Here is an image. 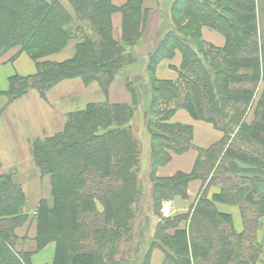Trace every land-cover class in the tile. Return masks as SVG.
<instances>
[{
	"label": "trees",
	"instance_id": "trees-1",
	"mask_svg": "<svg viewBox=\"0 0 264 264\" xmlns=\"http://www.w3.org/2000/svg\"><path fill=\"white\" fill-rule=\"evenodd\" d=\"M65 1L68 7L61 0H0V53L22 47L38 69L32 77L9 80L4 95L11 100L30 88L45 96L75 78L96 82L107 94L112 82L137 61L129 48L143 39L144 0H130L121 9L123 43L113 39L111 19L118 9L112 0ZM171 13L173 31L149 57L150 195L139 175L141 147L130 124L140 93L127 80L131 104L89 105L68 116L62 133L33 145L40 175L50 178L51 197L41 201L30 221L37 230L32 253L17 250V230L29 220L25 195L12 177L0 178V264L32 263L34 254L51 243L56 244L53 264H127L121 258L123 246L136 243L137 252L144 251L140 247L151 225L155 233L142 264H148L156 249L165 254L164 264L259 263L257 232L264 198L255 188L258 177L251 174L264 175V0H175ZM203 27L222 34L225 47H207L201 41ZM71 42H76L71 59L50 60ZM176 51L183 58L179 79L157 81L155 69ZM177 109L212 124L224 138L201 153L191 174L155 182V169L171 158L167 150L181 154L191 147L189 129L167 125ZM193 180L206 188L188 231L178 229L169 236L180 220H164L163 204L185 196ZM212 187L219 191L210 199ZM216 204L240 208L242 233ZM145 206L150 212L145 213Z\"/></svg>",
	"mask_w": 264,
	"mask_h": 264
},
{
	"label": "crops",
	"instance_id": "crops-1",
	"mask_svg": "<svg viewBox=\"0 0 264 264\" xmlns=\"http://www.w3.org/2000/svg\"><path fill=\"white\" fill-rule=\"evenodd\" d=\"M130 0H112L115 8L118 9L112 15L111 24L113 28V39L123 43L124 17L121 11L127 7ZM175 0H144L143 11L145 19L142 23L143 39L129 51L137 56V61L129 66L111 84L109 91L105 94L96 82L86 84L83 79L75 78L58 84L43 100L37 92L31 91L24 98L7 106L5 95L9 90V80L13 77H32L37 74V63L27 53H22L13 60L0 62V176L12 177L14 182L22 188L25 195L27 213H34L42 200L51 197V182L49 177H42L36 167L33 158V145L35 142L52 138L65 129L67 118L70 114L82 112L92 104H131V93L126 89V81L134 82L136 90L140 93V104H142L141 133L148 138L144 142V155L141 158L143 163L142 174L146 179L148 188L152 187L151 166L152 157L151 139L147 130V118L149 107L152 101L151 79L149 74V57L156 52L165 40L166 36L173 31L174 24L171 8ZM201 41L214 49L225 47V37L211 30L209 27L201 29ZM76 42H71L61 53L53 56L50 60L64 62L73 57ZM182 55L175 52L173 59L163 60L155 69V79L159 82H175L179 79ZM139 107L137 108L138 111ZM136 111V112H137ZM136 114V113H135ZM135 115L130 124L135 127ZM254 120V112L247 116V123ZM167 125L181 127L191 131V147L181 153L175 154L170 150V160L158 166L152 180L165 182L174 179L179 175H189L195 169L201 153L211 150L222 142L224 135L212 124L196 120L185 109H177L170 117ZM148 134V135H147ZM137 136V134H135ZM139 140V136H137ZM140 143V141H139ZM141 145V144H140ZM142 150V147H141ZM149 153V156H148ZM244 169L247 166H242ZM258 177L255 188L264 198V175L251 174ZM206 185L201 180L190 181L185 189L186 195H177L172 200L164 202L162 217L164 220H180L179 228L167 232L174 236L178 229L188 231L190 218L196 209L205 191ZM219 189L212 187L209 190L208 198L218 193ZM217 208L233 218L235 229L238 233L244 231L243 219L238 206L227 204H216ZM150 234L155 233V226H150ZM36 225L28 222L17 230L19 239L25 242L19 244L21 250L32 252L36 249ZM152 238L146 239V248L150 246ZM257 242L262 249L258 264H264V217L260 221L257 232ZM25 244V245H24ZM30 246L31 250H28ZM23 248V249H22ZM25 248V249H24ZM33 249V250H32ZM146 251L143 253L145 257ZM56 253V244L51 243L43 250L34 254L32 264H53ZM143 257V258H144ZM165 254L159 250H153L149 257L148 264H164Z\"/></svg>",
	"mask_w": 264,
	"mask_h": 264
},
{
	"label": "rangeland",
	"instance_id": "rangeland-1",
	"mask_svg": "<svg viewBox=\"0 0 264 264\" xmlns=\"http://www.w3.org/2000/svg\"><path fill=\"white\" fill-rule=\"evenodd\" d=\"M61 2L65 5V6H67L68 4L66 3V1L65 0H61ZM68 7V6H67ZM179 24L181 25L182 24V22L180 23L179 22ZM73 43V42H72ZM23 48L22 47H14L13 49H10V50H8V51H5V52H2V53H0V62H5V61H7V60H13L16 56H18L19 54H21V53H24L23 52ZM64 51V50H63ZM48 58H42V59H40V61L41 62H44L45 60H47ZM57 86V85H56ZM55 86V87H56ZM55 87H53L49 92H47V94L44 96V95H42L41 94V92L40 91H38L37 89H35V88H30V89H28L23 95H21V96H19V97H17V98H15V99H13V100H11L8 96H4L5 97V101H6V104H7V106H9L10 104H13L14 102H16V101H18V100H20V99H22V98H24L29 92H31V91H34V92H37L38 93V95L43 99V100H46L47 99V96H48V94L55 88ZM0 97H1V95H0ZM139 109H138V111L136 112V114H135V127L132 129V131H133V133L134 134H137V136H139V141H140V147H142V150H141V158H143L144 157V155H146L145 154V152H144V142L145 141H147L148 140V138L145 136V134L144 133H141V122L140 121H142V110H141V107H142V104H139ZM253 111V110H252ZM252 111H250V112H252ZM248 116V115H247ZM67 122H68V118H67ZM67 124V123H66ZM148 135V134H147ZM36 143V142H35ZM34 143V144H35ZM33 147V146H32ZM151 151H150V149H149V153H150ZM149 153H148V156H149ZM152 156V155H151ZM143 163H144V161H143ZM143 163L141 164V166H140V177H141V179H142V182H143V187H144V191H145V193L148 195H150V188H148V185H147V183H146V179H145V177H144V175L142 174V168H143ZM2 176H0V178H1ZM21 188V187H20ZM22 189V188H21ZM25 206H26V200H25ZM146 208H145V213H148V212H150L149 211V207L148 206H145ZM35 215V214H34ZM33 213H28V218H29V220L27 221V223L28 222H32L33 220H34V218H33ZM142 220H143V222L146 220V218H142ZM152 220V218L150 219V221ZM149 222V221H148ZM26 223V224H27ZM147 223V220L145 221V224ZM150 223V222H149ZM150 226L147 228V230H146V232L144 233V235H145V237H144V239H143V241H142V244H143V246L141 245V247H140V249L142 248V247H145L146 248V239H148V238H152V234H150ZM19 238V237H18ZM22 242H25L24 241V239L23 240H21V239H19V243L21 244ZM144 242V243H143ZM25 245V244H24ZM20 247H23V244L21 245V246H17V250L18 251H21V252H23V253H32V252H25L24 250H21V248ZM138 247V245H136V243L134 244V245H128V246H123V249H122V256H121V258H123L124 260H126V261H128V263L127 264H136V263H139V264H142V262H143V253L146 251L145 249H144V251H140L139 253L137 252V248ZM26 248H28V250H31L30 248V246H28V247H26ZM23 249V248H22ZM25 249V248H24ZM33 250V249H32ZM28 264H32L31 263V261H30V263H28ZM123 264H125V263H123Z\"/></svg>",
	"mask_w": 264,
	"mask_h": 264
}]
</instances>
